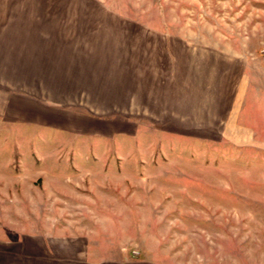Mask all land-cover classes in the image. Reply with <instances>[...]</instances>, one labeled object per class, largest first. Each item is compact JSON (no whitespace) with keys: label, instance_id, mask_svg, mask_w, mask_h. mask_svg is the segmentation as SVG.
<instances>
[{"label":"rangeland","instance_id":"374dc122","mask_svg":"<svg viewBox=\"0 0 264 264\" xmlns=\"http://www.w3.org/2000/svg\"><path fill=\"white\" fill-rule=\"evenodd\" d=\"M0 28L34 56L0 83L4 264L41 235L87 264H264V0H0ZM95 44L107 87L136 60L129 103L49 82Z\"/></svg>","mask_w":264,"mask_h":264},{"label":"crops","instance_id":"0c3cea01","mask_svg":"<svg viewBox=\"0 0 264 264\" xmlns=\"http://www.w3.org/2000/svg\"><path fill=\"white\" fill-rule=\"evenodd\" d=\"M5 30V31H4ZM13 34L12 32H6L5 28H0V83H4V68L7 67L5 70L8 71V68L11 66H16L20 68H25V73L28 74V72H33L34 70L32 65L30 66L31 61L33 60L34 56L28 53H23L21 57H18L17 54L14 53L9 54L8 56L4 54V51L7 49L8 44L4 43V36ZM39 34V33H38ZM53 34L52 32L48 33ZM53 46V45H49ZM46 47L45 51L53 52L56 51V47ZM73 46V45H70ZM68 46L66 49L69 51L68 54H66V58L68 60L64 61V64L61 66L64 67L60 71H54V64L52 66L48 65L46 66V70H48V73H52L51 75H47L49 78V82L51 83H69L74 82L77 83V86L71 85H59L55 89L52 88L56 93H59L57 91H60L62 89L65 90V92H88L90 93L91 97L95 98V100H109L110 91L114 92H122L123 94H120L122 98L127 99L128 103L131 98V94L133 91H135L134 82L131 81V76L136 74L137 71V63L136 60H128L127 64H122L121 67L118 69V86L115 87H107L105 84L106 79L105 77H109L111 74H113V63L110 60H107L108 58H105V47H99V45L95 44L91 48H88L91 52H87V48H79L78 50L80 53H76V49ZM104 47V48H103ZM31 50L35 51H41V48L37 47V49L32 48ZM61 50V49H60ZM10 62H9V60ZM17 62H12L14 61ZM54 60V59H53ZM27 62V63H26ZM32 67V69H30ZM67 68V69H66ZM63 81V82H61ZM133 83V84H132ZM105 85V86H103ZM53 86V84H52ZM79 88V89H78ZM51 91V89H50ZM48 238V239H47ZM55 241V237L52 238ZM52 239H49V236H42L38 238V246L39 249L34 250L32 255L33 257H30L28 259L33 258L31 262L27 263L26 260H28L25 256H20L22 260L17 261L15 263L10 262L7 264H62V260H57L58 257H56V254L61 255V257L65 260V264H87V262L79 261L78 259H83L79 256L81 255L82 251H77L76 254L73 256V248L72 246L69 247H62L57 249V246L52 244L54 242ZM75 241V240H74ZM55 243V242H54ZM42 247V248H41ZM70 256H67L69 255ZM69 257L70 259H67ZM73 257H76L73 258ZM79 257V258H78ZM0 264H4V245L0 247ZM6 264V263H5Z\"/></svg>","mask_w":264,"mask_h":264}]
</instances>
